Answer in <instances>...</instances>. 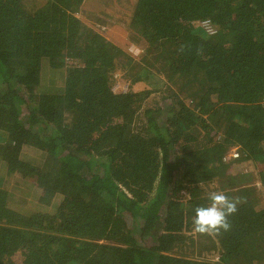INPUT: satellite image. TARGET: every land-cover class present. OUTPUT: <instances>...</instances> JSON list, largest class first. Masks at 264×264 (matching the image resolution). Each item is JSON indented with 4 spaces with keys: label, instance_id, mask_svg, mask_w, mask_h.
I'll use <instances>...</instances> for the list:
<instances>
[{
    "label": "trees",
    "instance_id": "obj_1",
    "mask_svg": "<svg viewBox=\"0 0 264 264\" xmlns=\"http://www.w3.org/2000/svg\"><path fill=\"white\" fill-rule=\"evenodd\" d=\"M83 1L0 0V155L7 174L45 152L40 199L61 195L51 212L0 198V264H264V0H128L96 17L146 43L128 64ZM47 55L70 60L59 91L37 88ZM213 190L240 200L231 228L193 234Z\"/></svg>",
    "mask_w": 264,
    "mask_h": 264
},
{
    "label": "rangeland",
    "instance_id": "obj_2",
    "mask_svg": "<svg viewBox=\"0 0 264 264\" xmlns=\"http://www.w3.org/2000/svg\"><path fill=\"white\" fill-rule=\"evenodd\" d=\"M127 1L128 0H84L80 10L76 14L85 25L90 26L91 28L100 32L106 39L120 46L124 51V54H122L120 60L122 59V61L126 62V64L129 63L130 57L137 60L142 57L146 43L133 35L126 28L122 27V25L119 26L115 23L110 25H100V22L97 21L96 17L100 16L102 19L110 21L117 20L118 18L120 19V16L118 15V13L121 11L120 7L129 6ZM133 45L141 50L139 55H135L134 52L130 51ZM50 60H52V56L47 55L41 58L40 62H37V64L39 63L38 66H40L42 70L40 84L37 88L45 91H59V89L65 85V68L70 64V60H53L54 63H59L57 65H53ZM121 75L122 70L114 71L113 76L116 79L112 88L118 93L128 90L129 83L125 82L121 78ZM148 83L149 80L146 78L143 81L136 83L134 85V89L137 90L143 88ZM0 138H3L2 133H0ZM0 142H2L1 139ZM4 142L5 141L3 140L2 143ZM44 158L45 152L34 147L25 146L21 150L20 156L23 167L15 170L14 172L10 171L7 175H5L6 161L0 155V196H2L0 198L8 200L7 203L12 209L19 210L18 207L23 206L20 208L22 211H32L33 207L30 206V199L36 200L34 201L35 211L51 212L56 209L61 199V195L57 192L54 193V196L51 197L50 200H48L49 196H45L42 201L40 199V197H42L45 193L41 186L42 181L39 179L40 174L38 173L37 169L39 167L41 168ZM246 169L249 170V167ZM246 169L244 171L245 173ZM250 169H252V176L254 178V181L252 180V182L259 186L264 197V187L261 186L260 180L258 179L261 167L257 166L256 171L252 166H250ZM232 170L233 172L243 171V169L240 167H234ZM247 179H249L248 176H245L244 180Z\"/></svg>",
    "mask_w": 264,
    "mask_h": 264
},
{
    "label": "clouds",
    "instance_id": "obj_3",
    "mask_svg": "<svg viewBox=\"0 0 264 264\" xmlns=\"http://www.w3.org/2000/svg\"><path fill=\"white\" fill-rule=\"evenodd\" d=\"M135 55L140 54V49L134 45L130 49ZM206 205L194 209L191 231L197 235H220L231 228L229 217L238 211V198H230L223 191H209Z\"/></svg>",
    "mask_w": 264,
    "mask_h": 264
},
{
    "label": "built area",
    "instance_id": "obj_4",
    "mask_svg": "<svg viewBox=\"0 0 264 264\" xmlns=\"http://www.w3.org/2000/svg\"><path fill=\"white\" fill-rule=\"evenodd\" d=\"M200 26H202L209 34H212L215 32V28L213 24L209 20H200ZM238 155V151L236 148H233L226 156V159H229L230 157H236Z\"/></svg>",
    "mask_w": 264,
    "mask_h": 264
},
{
    "label": "crops",
    "instance_id": "obj_5",
    "mask_svg": "<svg viewBox=\"0 0 264 264\" xmlns=\"http://www.w3.org/2000/svg\"><path fill=\"white\" fill-rule=\"evenodd\" d=\"M8 174V173H7ZM7 174H5V175H7Z\"/></svg>",
    "mask_w": 264,
    "mask_h": 264
}]
</instances>
